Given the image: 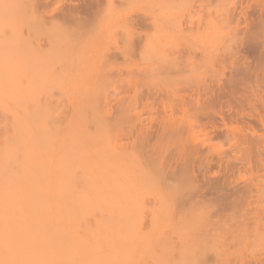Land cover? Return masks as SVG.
Masks as SVG:
<instances>
[{"label": "rangeland", "instance_id": "374dc122", "mask_svg": "<svg viewBox=\"0 0 264 264\" xmlns=\"http://www.w3.org/2000/svg\"><path fill=\"white\" fill-rule=\"evenodd\" d=\"M15 1L19 4L17 13L23 10L22 16L28 20L29 27H24L23 31L26 36L31 34L32 48L45 54L59 48V54L49 61L51 73L59 75V110H64L69 116L81 117L86 104L90 117L106 122L102 129L92 125L89 146L107 149L117 158L123 157L131 164L129 167H132L134 179L145 178L153 186L141 203V221L134 225H142L147 231L153 226V211L156 210L159 216L171 215L168 221H160L164 224L159 232L171 248L156 260L148 262L255 264L256 258H260L261 264H264V149H259L264 145L256 137L251 145L243 140L244 133L253 135L252 128L256 133L264 134V125L260 121L264 116V30L258 27L262 24L260 28H264V0H198L199 4L197 0L196 4L193 0L194 4L190 3L191 0H114L113 3L112 0H100L92 10H81L84 22L62 16V10L65 12L74 2L78 4L83 0ZM237 14L247 17L248 21ZM238 18L239 21L245 20L246 27ZM252 18L254 23L249 21ZM247 22L251 24L248 25L251 29H248ZM133 23L137 27L131 25ZM246 28L248 32L252 31V38H246L252 34L250 31L248 35ZM241 31L247 36L240 37L243 34ZM147 33L149 36H146ZM250 38H254L255 43L251 42L257 51L245 66L250 64L251 69L255 63L256 69L253 66L252 71H248L246 66L242 73L239 69L244 68V65L241 66L243 61L237 59L235 50L244 51L243 43L250 44ZM256 43L262 44H257L255 48ZM187 57L193 58L189 60ZM218 57L221 59L218 60ZM172 59H180L183 66L178 67L181 70L166 68L167 63L172 65ZM230 60L236 62L235 65ZM250 62H253L252 66ZM256 64L260 66L258 69ZM235 66H241L238 72ZM163 68L167 73L163 72ZM168 72H171L169 77ZM172 72H176L174 77ZM6 75L4 71L0 77L4 79ZM215 76L222 82L217 81ZM225 77L230 81L227 82ZM242 79L245 86L237 85L239 89L236 86L235 91L231 90L235 88L233 84ZM192 88L194 97L200 91L199 97L209 93L211 96L200 98L201 102L199 100L202 103L200 106L206 108L205 112L198 113L193 110L195 105H190L193 114L184 117L178 109L183 102H191ZM203 89L207 90L206 94ZM212 95L221 96L214 99L216 97L212 98ZM242 96H247V101ZM211 99L214 100L213 105ZM92 101H101L103 109L95 110ZM169 110L176 118L182 119L178 118L179 122L175 123L178 131L158 137V122L166 117ZM193 116H198L196 120L199 121L196 122ZM208 120L219 125V130L216 129L211 138H207L201 126ZM200 121H203L202 124ZM145 129L149 130L148 136L143 135ZM196 147L201 150L200 155L193 160L190 158L184 165L179 158L180 152ZM214 186L218 189L211 191ZM250 191L259 194V200L250 198ZM224 194L226 197H223ZM257 210L261 215L258 222L254 218ZM200 230H210L209 236L203 240L193 234L186 243L183 242L186 233Z\"/></svg>", "mask_w": 264, "mask_h": 264}, {"label": "bare ground", "instance_id": "6f19581e", "mask_svg": "<svg viewBox=\"0 0 264 264\" xmlns=\"http://www.w3.org/2000/svg\"><path fill=\"white\" fill-rule=\"evenodd\" d=\"M99 1L100 0H83L79 1L80 3L78 4L74 2L65 12H63V8L61 9L60 7L63 13L61 14L62 16L76 18L79 22H84L80 14L81 10H92L93 6ZM194 1L196 4V0H193V2ZM204 1H202V3ZM113 2L114 0H112V3ZM186 3L188 4V2ZM190 3H192V0ZM197 3L199 4V1ZM202 3H200V5ZM257 3L258 2H256V4ZM248 5L249 4H247V7ZM191 6L193 8V5ZM17 9H19V4L15 0H0V75H2L4 71H6L7 74L4 76V79L0 77V264H150L148 262L150 259L156 260L171 248V244L165 243L163 241L164 238L159 234L164 224L160 221H168L171 215L163 214L159 216L156 210L153 211V226L147 231L144 230L142 225L139 227L134 225L135 222L141 221V219H139V217H141L139 215L141 213V203L147 193L151 189L153 190V186L150 185V181L145 178L139 179L138 177V179H134L135 175L134 172H132V167H129L131 164L127 163L123 157L117 158L115 154L108 152L107 149H93L89 146V142L92 140L91 138L93 135L92 125L102 129L106 126V122L104 123L94 117H90L86 110V104H84L85 113H83L81 117L74 115L69 116L64 110H59V75L51 73L52 69L49 66V61L59 54V48L56 47L47 54L34 50L32 48L31 34L26 36L23 31L24 27H29L28 20L25 19V16H22L24 11L21 10L20 13H17ZM242 10L238 12L241 14L243 12ZM261 13L262 12H260V14ZM239 18L247 20V17L240 16ZM252 19L249 21H253L254 23V19ZM245 20H241L243 24ZM257 21L259 22L258 19ZM134 24L135 23L131 25L136 26ZM244 25L246 27V24ZM248 25L251 24L247 22V26ZM254 25L252 24V26ZM258 27L264 30V28H260L263 27L262 24ZM129 28L133 30L132 27ZM247 28L246 31L248 32ZM248 29L251 28L249 27ZM135 33L134 31L132 32V34ZM137 33L141 34L139 32ZM241 33L243 34L239 35L240 37L243 35L244 37L245 35L247 36V33L245 34L243 31H241ZM250 33H252V31ZM250 33L248 35H250ZM138 34L136 36H138ZM147 35L148 33L146 36ZM252 35L253 33L246 38H252ZM251 38L249 39L250 44L243 43L244 48H246L245 50L241 45L242 43H240L243 40L238 43L242 46V50L244 51H235H237V59L243 61L241 66L244 65V68L238 66L239 69L236 65L235 67L237 70L234 69L236 72L242 70V73H244L245 71L243 72V69L246 70V68L248 71H252V67H255V63H253L254 60L250 62L251 66L253 63L251 69L249 68L250 64L248 66L246 65L247 67L245 66V64L249 63V59H251L255 50L257 51V49L254 50L255 40ZM251 41H254V43ZM244 42H246V40ZM55 44L57 45L58 43L55 42ZM257 44L258 43H256L255 48H257ZM261 44L258 45L261 46ZM6 45L8 46L5 47ZM238 47L239 46H237V49ZM7 48L8 50L6 51ZM193 48H195V46ZM262 50H264V48ZM258 51L261 50L258 49ZM194 55L192 54L193 57ZM221 57H218V60H220ZM191 58L188 59L190 60ZM175 60L172 59V65L169 66V61V63H167L168 66L166 65V68L169 67L170 71H173V68L176 70L182 69L178 67L183 66L180 65V59L179 61ZM262 60L260 62H262ZM181 61L183 60L181 59ZM250 61H252V59ZM258 61L259 60H257V62ZM230 62H232L233 65L236 63L231 60ZM224 65L225 64H223V66ZM256 65L258 69L260 63ZM163 66L165 67V65ZM166 68H163L165 69L163 72L166 71ZM225 71L227 72V70ZM253 71L255 72L254 69ZM170 73L171 72H168L167 77H169ZM172 74L174 73L172 72ZM231 75H233V73L230 74V76ZM240 75L241 72L238 74V77ZM216 76L215 79H219L218 77L216 78ZM226 77L224 79H226ZM226 80H224V82ZM228 80L230 81V79ZM245 80H237V84H233L232 86L235 88L231 90L234 89L235 91L239 85L242 87ZM193 89L194 88H192V94L194 91ZM206 89H203L205 90L204 94L207 92ZM201 92L202 91L197 94L195 93V97L193 94V96L190 97V99L192 98L190 103L187 101L188 103L184 104L183 102L182 105L180 104L181 106L178 110L181 111L184 117L193 114L190 112L192 109L190 105H195L193 110L198 113L200 111H206V108L201 107L202 103H200V98H206L210 93L207 96L202 95V97H199ZM213 95L212 98L216 97V95L214 97ZM241 95L244 96V94ZM182 97L181 99L186 98ZM217 97L214 99H217ZM245 97V101H247V96ZM245 97H243V99H245ZM208 98L209 97H207V99ZM248 98L250 99V97ZM187 99L189 100V98ZM166 100H168V98L165 99V101ZM211 100L210 103L213 105L214 100H212L213 102ZM95 102H91L95 110H100V108L103 109L101 101ZM74 107H76V105H74ZM82 107L81 104V109ZM163 107L165 109V105H163ZM166 108L168 109V107ZM207 108H209V106H207ZM241 110L243 111V109ZM196 112H194V114H196ZM167 114L166 117H163L161 120L158 118L160 120V122H158L160 123V130H158L159 133L157 132V134L159 135L154 133L158 137L178 131L176 128L177 124L175 125V123L179 122L178 118L180 117L176 118L172 113L170 116ZM244 116L246 117V114ZM196 117H194L195 120L197 119ZM169 119L170 122H168ZM236 119L235 121H237ZM181 120L180 118V121ZM183 120L185 119L183 118ZM198 121L199 120H196V122ZM260 121L262 125H264V116H261ZM202 122L203 121H200L201 124ZM229 123L230 122H228V124ZM245 123L251 125L250 122L247 123L245 121ZM201 126L207 138L208 136L211 138L216 129L219 130V125L217 126L215 121L211 120H208L207 123H203ZM209 126L211 127L209 128ZM178 129L180 131V128ZM221 129L225 128L221 126ZM252 132L253 135H249V132L244 133V143L251 145L252 140L256 137L261 140L260 144L264 145V134L256 133L253 128ZM143 135L148 136L149 130H143ZM262 148L264 149L262 146L259 149L262 150ZM200 153L201 150L197 147L188 148L180 152L179 158L183 164L186 165L190 158L193 160L198 157ZM192 173L196 178L197 175L194 169ZM240 175L241 174H239L238 177H240ZM215 189H218V187H211L210 190L212 191ZM227 194L230 195L229 193ZM248 195L250 198H254V200H259L260 195L256 194L254 191L248 192ZM224 196L225 194L223 197ZM160 199L161 198H159V200ZM222 200H224V198ZM256 212L258 214H255L254 218L257 220L256 222H258L261 215L258 210ZM209 232L210 230H200L197 231V233L188 232L183 236V242L186 243L187 238L190 236L192 237L193 234H197V239L204 240L209 236ZM259 263L261 264L262 260L256 258L255 264Z\"/></svg>", "mask_w": 264, "mask_h": 264}]
</instances>
